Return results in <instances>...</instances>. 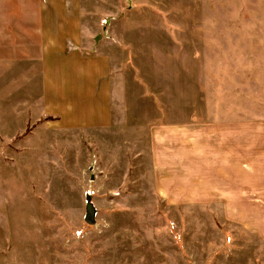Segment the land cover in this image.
<instances>
[{
    "label": "rangeland",
    "instance_id": "rangeland-1",
    "mask_svg": "<svg viewBox=\"0 0 264 264\" xmlns=\"http://www.w3.org/2000/svg\"><path fill=\"white\" fill-rule=\"evenodd\" d=\"M84 3L80 50L106 57L94 65L109 66L114 125L93 136L86 125L55 128L45 104L64 110L78 65L49 61L45 76L10 59L0 76V264H264L259 240L216 207L155 189L146 132L155 120L264 121V0ZM60 74L71 82L64 102Z\"/></svg>",
    "mask_w": 264,
    "mask_h": 264
},
{
    "label": "crops",
    "instance_id": "crops-1",
    "mask_svg": "<svg viewBox=\"0 0 264 264\" xmlns=\"http://www.w3.org/2000/svg\"><path fill=\"white\" fill-rule=\"evenodd\" d=\"M87 13L84 0H0V76L8 73L15 53V60L35 62L45 76L49 61L69 71L78 65L79 88L75 92L70 87L72 96L64 110L56 113L49 101L45 109L48 116L59 117L55 128L86 125L93 136L97 129L106 133L114 125L115 107L109 66L94 65L106 57L97 54L96 62L94 55L80 50ZM65 77L59 75L63 102L71 84ZM39 116L33 108V118ZM146 132L152 182L159 193L184 206L216 207L222 220L241 227L264 247V121L228 115L208 121L155 120Z\"/></svg>",
    "mask_w": 264,
    "mask_h": 264
},
{
    "label": "water",
    "instance_id": "water-1",
    "mask_svg": "<svg viewBox=\"0 0 264 264\" xmlns=\"http://www.w3.org/2000/svg\"><path fill=\"white\" fill-rule=\"evenodd\" d=\"M99 37L97 36L96 39H98ZM87 209H86V220L89 222V223H92L93 222V216H94V211H93V207L87 203Z\"/></svg>",
    "mask_w": 264,
    "mask_h": 264
}]
</instances>
